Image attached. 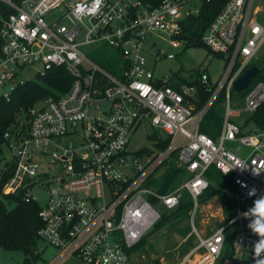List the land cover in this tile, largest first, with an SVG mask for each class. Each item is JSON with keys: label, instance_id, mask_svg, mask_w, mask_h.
Here are the masks:
<instances>
[{"label": "built area", "instance_id": "2783aa9c", "mask_svg": "<svg viewBox=\"0 0 264 264\" xmlns=\"http://www.w3.org/2000/svg\"><path fill=\"white\" fill-rule=\"evenodd\" d=\"M205 1L0 0V96L9 99L29 65L38 66L36 74L63 67L72 76L66 92L31 107L28 118L4 134L14 173L3 191L22 188L25 200L35 202L33 189L47 192L37 235L57 251L51 264L68 256L81 264H133L131 248L164 210L179 205L184 189L194 216L211 166L230 176L237 211L200 236L179 264H216L229 234V263L254 264V246L264 240L253 231L258 217L250 211L264 198V128L247 120L264 102V80L253 79L239 93L233 85L264 42L256 0H226L202 34L204 45L223 59L218 79L205 70L192 79L180 72L158 79L146 57L165 55L154 38L148 44L156 50H147L153 35L179 45L182 18L198 11L193 2ZM97 43L117 54L114 66L104 68L82 51ZM213 106L222 109V119L209 135L200 127ZM236 112L246 115L239 119ZM145 123L167 145L157 149L154 138L151 147L128 150L131 134ZM173 153L188 177L160 194L146 181ZM258 259L264 260V249Z\"/></svg>", "mask_w": 264, "mask_h": 264}, {"label": "trees", "instance_id": "16d2710c", "mask_svg": "<svg viewBox=\"0 0 264 264\" xmlns=\"http://www.w3.org/2000/svg\"><path fill=\"white\" fill-rule=\"evenodd\" d=\"M143 3L158 5L160 0H142ZM226 0H207L200 4L197 12L186 15L181 20V30L175 35L176 38L185 43L186 46H205L202 41V34L207 28V25L213 20L212 18L220 11ZM206 47V46H205ZM208 53L221 57L218 53H214L206 47ZM117 61L119 58L115 57ZM104 68H109L107 64H101ZM258 66L259 71L254 78V81L264 80V65L259 66L253 61L247 65ZM200 70L195 72L196 77ZM192 77L190 79H192ZM183 81L188 84L195 83V80L186 79ZM72 83V76L62 68H52L45 71V74L38 73L35 78L24 81L14 87L9 99L0 96V145L7 143V138L4 137L6 132H12L24 118H28V111L31 107L38 106L40 102L47 97H58L69 89ZM201 89V87H199ZM206 98V95L201 91L200 101ZM221 96L219 97V99ZM221 108L213 106L205 116L204 122L201 124L200 130L209 135H215L216 130L221 125ZM247 121H253L257 126L264 128V102L258 106V109L249 115ZM245 121V122H247ZM151 138L159 139L156 144L157 149L164 148L168 140L160 139L155 133H152ZM177 154L173 153L167 160L162 162L165 170L162 173V180L155 185L154 189L160 193H168L182 177L185 180L188 175L184 169L177 165ZM161 164V166H162ZM14 164L6 163L0 170V247L8 250H21L26 257L22 264H32L38 256L36 252L38 229L42 226V221L38 217L39 205L35 201H26L24 190L17 189L13 193L3 191V185L14 173ZM152 175L147 181H151ZM180 177V178H181ZM209 182V187L198 196V201L201 202L206 197L216 195L220 199L223 213L226 220L235 215L237 211L236 200L233 198V184L229 175H223L214 166L208 169L205 174ZM146 181V183H147ZM148 184V183H147ZM10 205V206H9ZM193 207V199H191L186 189L181 192L179 205L167 212L163 211L161 219L154 225L156 228L163 225L165 222H173L182 216H189ZM236 225H234V229ZM145 240L143 237L138 244L132 247L133 249L140 246ZM233 234L226 236L223 251L216 264H223L225 259H228L233 252Z\"/></svg>", "mask_w": 264, "mask_h": 264}, {"label": "rangeland", "instance_id": "374dc122", "mask_svg": "<svg viewBox=\"0 0 264 264\" xmlns=\"http://www.w3.org/2000/svg\"><path fill=\"white\" fill-rule=\"evenodd\" d=\"M258 4V18L264 22V0H256ZM196 8H199L198 2H193ZM160 35V36H159ZM163 37L165 34L159 33L148 37L146 41L147 50L153 53L156 48L148 44L151 40L157 42L158 50L163 49L165 55L159 57L156 61L151 55H147L148 67L153 70L158 79L163 75H173L180 72L184 77L191 78L195 76L197 70H205L209 72L211 79L219 78L223 59L219 56L208 53L205 46L188 47L184 42L179 45H171L167 39ZM85 55L95 60L99 64H107L109 67L114 66L117 62V54L104 44H94L82 47ZM167 54H173V59L167 58ZM259 66L264 65V42L259 47L257 57L252 60ZM38 66L29 65L23 69L20 78L24 81L35 78L36 69ZM242 101L239 105H242ZM222 111V109H220ZM245 113L236 112L233 116L241 119L245 117ZM240 123V122H238ZM154 132L159 138L161 133L158 129H152L149 124L140 126L133 134H131L128 150L134 151L139 148L151 147L152 139L149 137ZM12 154L7 143L0 145V170L6 163H10ZM132 159V158H131ZM141 162L140 160H138ZM165 170L164 164L157 169L151 181H147L148 186L155 187L162 180V173ZM181 177V176H180ZM178 179L176 184L170 189L174 190L179 187L182 182V177ZM36 203L43 206L47 192L43 189H33ZM10 206V205H9ZM170 212V211H167ZM226 221L223 207L219 198L216 195L206 197L199 202L194 216H182L179 219L171 222H165L159 227H151L145 235V240L134 248L131 254L133 264H179L184 256L191 253L196 247V243L200 236L211 235L217 227H220ZM36 252L37 258L32 264H51L57 257V251L52 245H48L44 240L38 239ZM26 255L21 250H8L0 247V264H22ZM229 258L223 261V264L229 263ZM60 264H81L75 257L68 256Z\"/></svg>", "mask_w": 264, "mask_h": 264}, {"label": "clouds", "instance_id": "9594fccd", "mask_svg": "<svg viewBox=\"0 0 264 264\" xmlns=\"http://www.w3.org/2000/svg\"><path fill=\"white\" fill-rule=\"evenodd\" d=\"M250 211L256 215L258 218L255 220V228L254 232L259 234L260 236H264V198L258 199L254 202V207L250 209ZM243 215H247L246 212ZM251 227V225H249ZM264 249V240H260L254 246V264H264V260L258 259L259 253Z\"/></svg>", "mask_w": 264, "mask_h": 264}, {"label": "water", "instance_id": "95a60500", "mask_svg": "<svg viewBox=\"0 0 264 264\" xmlns=\"http://www.w3.org/2000/svg\"><path fill=\"white\" fill-rule=\"evenodd\" d=\"M258 71L259 67L254 65L243 71L241 75L234 81V90L238 93L245 90L249 86L250 82L256 77Z\"/></svg>", "mask_w": 264, "mask_h": 264}]
</instances>
